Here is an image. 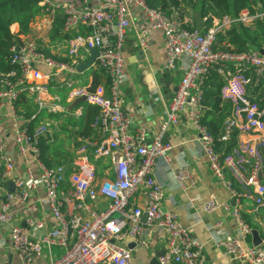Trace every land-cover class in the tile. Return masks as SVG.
<instances>
[{
	"label": "built area",
	"instance_id": "2783aa9c",
	"mask_svg": "<svg viewBox=\"0 0 264 264\" xmlns=\"http://www.w3.org/2000/svg\"><path fill=\"white\" fill-rule=\"evenodd\" d=\"M39 3L45 14L63 13L64 31L81 27L89 31L77 32L66 40L64 59L48 55L29 34H20L9 56L13 69L0 72V115L11 118L12 129L11 134L0 132V191L5 190L0 198V225H10L12 246L22 264H45L46 258L47 264H135L133 248L127 242L146 246L148 228L166 233V249L158 258L161 264H215L207 258L205 244L192 235L178 212L169 208L173 199L167 197L164 183L154 174L158 161L168 159L171 145L164 135L170 125L179 122L180 113L187 115L211 170L235 199L234 235L217 236L216 244L222 245L234 261L264 264V237L257 245L249 240L252 226L241 209L244 202H252L257 213L264 208V53L260 49L240 51L216 46L218 34H225L235 22L254 27L258 20L264 21V0L241 10L237 17L209 14L205 20H213L206 29L193 27L191 15L182 6L164 11L151 7L146 0ZM132 7H138L144 15L138 22ZM13 26L12 31L18 32ZM133 30L135 42L145 52L150 47V35L161 31L167 67L182 70L167 116L152 139L143 127L130 132L135 109L124 104L121 91L126 36ZM92 49L99 54L91 67L103 70L106 84H82L76 77L77 65ZM213 71L223 82L222 99L231 103V113L218 139L204 122L205 87ZM59 79L68 105L85 96L84 104L97 106L99 113L92 124L94 133L72 142L73 162L48 166L41 159V138L54 140L59 122L41 121L34 128L29 123L39 113L56 112V104L43 107L39 99L42 92L49 95L51 83ZM154 87L158 89L156 81ZM26 94L33 95L39 104L29 117L19 108ZM76 107L73 113L81 114L83 105ZM233 140L236 144L229 152L217 148L218 141ZM15 152L26 164L24 175L16 171ZM29 157L36 168L29 164ZM102 159L108 164L104 176L99 175L95 164ZM111 166L116 173L114 180ZM175 179L184 190L196 183L185 162L178 167ZM9 180L14 182L12 191L5 185ZM39 185L44 187V197L31 195ZM141 190L149 199L138 204L136 194ZM100 197L109 202L98 210L92 202ZM43 200L56 225L38 237L34 231L47 227L46 221L36 215ZM15 203L28 213L24 223L15 222ZM230 207L229 201L214 197L204 203L209 213ZM144 213L148 214L145 221ZM55 246L64 252L55 254Z\"/></svg>",
	"mask_w": 264,
	"mask_h": 264
},
{
	"label": "crops",
	"instance_id": "0c3cea01",
	"mask_svg": "<svg viewBox=\"0 0 264 264\" xmlns=\"http://www.w3.org/2000/svg\"><path fill=\"white\" fill-rule=\"evenodd\" d=\"M260 2L262 0L257 3ZM196 3V0L190 3L182 1V5H180L191 15L190 19L193 21L191 22L193 27H197L195 15L199 10L196 8ZM132 8L136 21H140L144 16L142 11L138 7ZM57 13L56 15L43 13L37 16L31 24L29 36H35L37 43L43 46L44 50L49 49L53 55L64 59L65 48L60 49L59 46L61 44L66 45V39L59 38L53 41L50 36L56 16L59 15L61 20L63 14L61 11ZM205 21V17H203V29H206ZM13 28L19 30L18 24L15 23ZM149 39L150 47L145 52L135 42V31H130L127 34L125 44V80L121 84V91L124 96V104L135 109L130 132L133 133L138 127H143L148 138L152 139L158 134L167 116L166 110L175 88L180 83L182 70L178 68L169 69L167 67V54L164 47L165 37L161 31L153 32ZM91 56V53L85 54L84 62L88 61ZM90 68L91 72H88L87 69L77 73L76 77L82 84L93 85L94 81L107 83L108 78L102 69ZM155 81L158 89L154 87ZM59 83H61V79L52 82L50 93L47 95L50 102L56 104L54 105L56 112H52L53 115L50 114L48 118L44 119L59 122L55 130L54 140H47V142L52 143L54 148L57 147L55 146L57 143L58 148L56 150L60 152V155L68 152L75 154V149L72 147L73 140L78 141L79 138H84L85 136L80 133L82 130L78 126H72V120L81 115L85 108L82 107L79 115H75L73 110L66 109L70 104L68 105L65 92ZM25 96L32 99L33 111H36L35 97L27 94ZM60 126H62V129H60ZM11 131V118L8 115H0V132L11 134ZM69 137L76 138L70 141ZM164 140L171 145V149L168 151V159L158 161L154 167V174L164 183L167 197L173 199V202L169 204V208L177 211L180 220L189 228L192 235L205 244L204 251L210 261L215 264H245L232 260L224 247L216 244L217 236L219 237L226 233L234 235L236 224L232 214V198H230V194L222 181L211 170L208 159L197 141V132L186 114H179V122L169 126L164 135ZM14 159L17 173L24 175L26 168L24 159L17 152L14 154ZM106 162L107 160L105 159L95 161L100 176L105 175V170L108 167ZM182 162L189 165L192 176L196 181L195 185H190L186 190L182 189L175 179V174ZM33 163L32 158L29 157V164L34 169L36 165ZM115 178L116 173L111 166V180ZM4 193L5 190L0 191V198ZM31 195L44 197V187L39 185L37 189L31 192ZM136 195L138 204H143L149 199L148 195L143 193L142 190ZM211 197L220 201H229L231 207L215 213L206 212L204 203ZM108 202V199L100 197L97 201L92 202V205L94 208L101 210L107 206ZM241 209L246 220L252 225V230L257 229L261 237H264V208H261L259 213H257L253 210L254 205L252 202H244L241 205ZM13 211H15V222L24 223V219L28 215L24 208L19 203H15ZM36 215L47 223V227L44 230L34 231V235L41 237L51 227L56 225V221L44 200L40 202ZM10 228V225H0V264H22L12 246ZM147 239L148 243L146 246L133 248L132 254L135 264H149L156 251L166 248V233L162 230L148 228ZM249 240L253 242L252 234ZM127 243L129 244L130 242ZM53 251L55 254L63 252L62 248L58 246L55 247V250L53 248ZM47 260L48 258L45 259V264H47Z\"/></svg>",
	"mask_w": 264,
	"mask_h": 264
},
{
	"label": "trees",
	"instance_id": "16d2710c",
	"mask_svg": "<svg viewBox=\"0 0 264 264\" xmlns=\"http://www.w3.org/2000/svg\"><path fill=\"white\" fill-rule=\"evenodd\" d=\"M41 0H0V72L9 71L13 66L9 63L11 47L19 42L20 34L28 35L31 32V24L34 19L42 15L43 6L40 5ZM59 1V0H58ZM151 7L160 8L168 11L171 6H180L181 2H191L193 0H146ZM196 8L200 11L202 17H207L213 14L221 17L225 14H230L237 17L241 10L251 8L259 0H196ZM60 14V13H57ZM212 17H208L205 21L206 28L212 25ZM18 24V32L12 31V25ZM89 29L81 27L73 31H64L59 15L54 21L51 39H70L77 32H88ZM217 47L234 48L235 50L261 49L264 47V21L258 20L254 27L245 26L240 22H235L232 27L225 33L218 34ZM48 55L56 59L63 57L53 55L49 49H45ZM99 82L94 81L93 86ZM223 82L216 71H213L208 78L205 87V105L207 106L204 122L209 126L212 134L216 139L219 138L224 121L231 113V103L223 100L221 96V88ZM30 98L23 95L19 101L20 112L29 117L33 110ZM85 108L84 112L72 120V126H78L82 130L83 136H90L94 133L92 124L94 123L99 109L97 106L80 104ZM78 105L76 108H79ZM75 108V109H76ZM52 114L42 112L37 115V118L29 123L31 128H34L38 122ZM53 115V114H52ZM59 115V114H56ZM55 115V116H56ZM236 141L231 143H223L218 141L217 148L229 152ZM57 148L52 146V143L47 142L45 138H41V159L48 166H56L61 164L72 163L75 157L74 153H65L60 155ZM252 226V225H251Z\"/></svg>",
	"mask_w": 264,
	"mask_h": 264
},
{
	"label": "water",
	"instance_id": "95a60500",
	"mask_svg": "<svg viewBox=\"0 0 264 264\" xmlns=\"http://www.w3.org/2000/svg\"><path fill=\"white\" fill-rule=\"evenodd\" d=\"M196 22H197V27L198 28H203L204 27V23H203V17L200 13V11H197L196 12ZM262 53H264V48H261L260 49ZM141 53H143V51H141ZM91 58L86 61V62H81L77 65V69L78 71H86L87 69H89L92 65V63L95 61L96 57L98 56V50L97 49H92L91 50ZM144 54V53H143ZM144 57V56H143ZM147 86V84H145ZM178 86L175 88V90H177ZM149 91V89H147ZM86 101V97L83 96V97H80V98H77L76 100H74L68 107L69 110H72L74 107L84 103ZM8 188V190L12 191L14 189V182L12 180H9L6 184H5ZM232 204H235V199H232ZM147 216L148 214L147 213H144L143 216H142V220L145 221L147 219ZM252 236H253V243L255 245L259 244L262 240V237L259 233V231L257 229H253L252 230ZM129 247L131 248H134L135 247V243L134 242H130L128 244ZM166 248L162 249L161 251H156L153 255V257L151 258L149 264H161L160 261H159V256L161 254L164 253ZM10 258H11V255H10Z\"/></svg>",
	"mask_w": 264,
	"mask_h": 264
},
{
	"label": "bare ground",
	"instance_id": "6f19581e",
	"mask_svg": "<svg viewBox=\"0 0 264 264\" xmlns=\"http://www.w3.org/2000/svg\"><path fill=\"white\" fill-rule=\"evenodd\" d=\"M44 91V90H43ZM39 103L41 106L43 107H50L51 106V102L50 100L48 99V96H47V93L45 92H42L41 95H40V99H39Z\"/></svg>",
	"mask_w": 264,
	"mask_h": 264
},
{
	"label": "rangeland",
	"instance_id": "374dc122",
	"mask_svg": "<svg viewBox=\"0 0 264 264\" xmlns=\"http://www.w3.org/2000/svg\"><path fill=\"white\" fill-rule=\"evenodd\" d=\"M34 37V39L36 40L37 38L35 37V36H33ZM58 46V45H57ZM64 44H61L59 47H60V49H64ZM91 69V68H90ZM90 69H88L87 71L88 72H91V70ZM36 103V109H38V106H39V104H38V102H35ZM54 108H56V107H54ZM66 109H68V107H66ZM73 110V109H72ZM42 111H45V110H42ZM41 121H46L45 119H43V120H41ZM40 121V122H41ZM60 129H62V126H60ZM72 136V135H71ZM76 138V137H75ZM74 137H69V140L71 141L72 139H75ZM57 139H58V137H57ZM56 139V140H57ZM74 141V140H73ZM55 146H57L56 148H58V144L56 143L55 144ZM69 153V152H68ZM34 230V229H33ZM56 247V246H55ZM55 247H54V250H55ZM62 250H63V252H64V249L62 248Z\"/></svg>",
	"mask_w": 264,
	"mask_h": 264
}]
</instances>
